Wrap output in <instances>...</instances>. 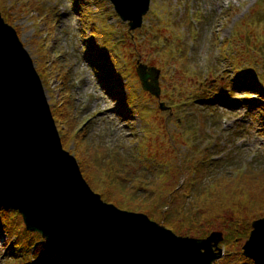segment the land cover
I'll use <instances>...</instances> for the list:
<instances>
[{
    "label": "rangeland",
    "instance_id": "obj_1",
    "mask_svg": "<svg viewBox=\"0 0 264 264\" xmlns=\"http://www.w3.org/2000/svg\"><path fill=\"white\" fill-rule=\"evenodd\" d=\"M31 2L42 6L40 13L26 0H0V12L26 47L62 147L90 189L138 213L146 209L141 199L159 195L157 212L174 210L166 228L195 238L220 232L223 255L213 264H240L250 222L264 217V205L252 193L242 197L228 177L244 176L247 189L264 195V118L242 101L264 100V0H150L133 31L109 0ZM74 3L81 5L75 10ZM90 48L104 52L101 64L88 60L95 57ZM137 64L158 71L159 98L141 89ZM100 76L114 82L113 94ZM243 78L262 93L234 87ZM113 170L115 187L107 194L101 177H113ZM135 187L131 197L127 188ZM146 213L162 223L160 213ZM20 215H0V264L27 257L10 248L12 234L26 231Z\"/></svg>",
    "mask_w": 264,
    "mask_h": 264
},
{
    "label": "water",
    "instance_id": "obj_2",
    "mask_svg": "<svg viewBox=\"0 0 264 264\" xmlns=\"http://www.w3.org/2000/svg\"><path fill=\"white\" fill-rule=\"evenodd\" d=\"M109 1L130 31L141 27L150 0ZM135 72L141 89L159 98L158 71L137 64ZM159 108L168 110L162 103ZM3 135L12 143L7 147L12 165L7 163L6 174L0 175L6 180L0 205L21 214L26 231L46 244L59 246L85 264H213L220 258V232L204 238L178 236L143 213L104 202L90 189L76 159L62 147L28 52L0 12V140ZM250 226L241 254L264 264V217ZM71 234L78 236L72 240ZM83 239L101 247L102 255L80 253L72 241Z\"/></svg>",
    "mask_w": 264,
    "mask_h": 264
},
{
    "label": "trees",
    "instance_id": "obj_3",
    "mask_svg": "<svg viewBox=\"0 0 264 264\" xmlns=\"http://www.w3.org/2000/svg\"><path fill=\"white\" fill-rule=\"evenodd\" d=\"M26 1H29V4L30 5L35 6L36 10L40 13V11L42 10V6H40L39 4H33V2H31V0H26ZM77 2H78V0H77ZM77 4L74 3V5H73V7H74L75 10H76V8L79 7V4L80 3H77ZM29 10H33V9L29 8ZM43 12H44V5H43ZM5 21H7V20L5 19ZM7 23H9V22L7 21ZM92 41H94V40H90V42H92ZM95 51H96L95 54H97V56L92 57V58L90 56V59H92V63L93 64L99 65L100 62H101V60H102V56H104V52L102 54V52L100 50H98V49L95 50ZM94 69H95V67H94ZM99 79H100V82L101 81H104L103 82V86L106 87L107 94H113L111 92V88H109V87H111L110 80H104L101 76H100ZM243 79L245 81H241V80L238 79L239 81H241V83H239L238 86H234V87H236L237 89H239L240 87H242V90L252 91V92H256L258 94L262 93V91L260 89V87H261L260 85L257 86V83H254L252 81H248L246 78H243ZM214 97L217 98L218 95L217 96H214ZM242 101L248 103V106H249L250 109H253L255 112H260V116H262L264 118V100L255 101L253 99H243ZM249 102H252V103H249ZM246 103H242V104L244 105ZM200 115L198 116V120H199ZM198 125L201 126V123H198ZM194 127H195V125H193V128ZM59 131H61V130H59ZM69 140H72V139H68V141ZM78 140L80 142L78 144H83V142H82L83 139L79 138ZM68 141L66 142V144L68 143ZM62 142H63V140H62ZM87 150L89 151V148H88V146H85V151H87ZM4 165H5V167L7 166V164H5V162H4V160H2V162H0V175H2V173H5L6 174V172L3 171V169L5 168ZM118 167L120 168V170H122V165H120V166L118 165ZM119 168L117 170H119ZM6 169H7V167L5 168V170ZM92 170H95V168L92 167ZM114 171H116V170H113L112 171L113 172V177L106 176V175L103 176V177L100 176L101 178H104L105 179V182H107V188L105 190V192L107 194H109V186L112 185V187H115L113 185V184H115V182L112 183V181H111L113 178H115ZM89 172H90V176L92 174H94L91 170H89ZM242 174H244V173H242ZM100 177H98V179ZM243 177L242 178H239V179L236 178V177L235 178L234 177L233 178L232 177L231 178L228 177V178H229V182H231V183L234 182L235 183V186L238 189H240L242 192H244V194L242 195V197L244 195H246L247 198H248L249 195H251V193H252L253 196H252L251 199L256 200L259 203H261V204L264 205V195L261 194L260 192L257 193V191H255L254 189H249V188L247 189L246 188L247 186H246V183H245V179H244V181H241L243 179ZM93 178H94V176H93ZM223 178H225V177H223ZM225 179H227V178H225ZM5 181H4V179L2 177H0V188H1L2 185H6V184H4ZM120 186L121 187H124L125 185L124 186L123 185H120ZM138 188H140V187H138ZM127 191H128L129 194H133L131 197H134V194L137 192V189H136V187H135V189L127 188ZM197 195H195L196 198H198ZM147 198L148 199H152V200H146ZM147 198L141 199V201L143 202L142 203V206L143 207H146V209H147V211H145L146 209H143V210H141V212L142 213H145V214H147L146 212H149L151 215H155V214L160 213L162 215V218H158V219H159V221L162 222L161 224H163L165 227L172 228L170 221H171V218H173L174 210H172L170 208L169 211L166 210L167 212L166 211H162V210L159 211V212H157V210H158L157 209V206L159 204L158 202H159L160 196L157 195V196H152V197H147ZM253 200H250V202L253 203ZM243 202H245V204H249L250 203L248 201H243ZM238 207H241V206H238ZM238 207H234V208H238ZM8 211L11 212V214H14L15 215V218H18L19 217L18 213L15 210H10L9 208H6L5 206L0 205V215H4V213L5 212H8ZM135 212H140V211H135ZM210 215H211V212L206 208L205 216H210ZM6 218H8V220H9V217L8 216ZM10 218L13 219L12 215H10ZM0 220H3V216L2 217L0 216ZM8 220L5 219V222L8 223L7 222ZM193 221H194V218L192 216L187 217V222L189 223L190 226H192L191 224L193 223ZM239 235H242V234L238 233V236L237 237H239ZM12 237H16V239H15V242L14 243L12 242L13 244H12V246L10 248H13L16 252L17 251H22V253L24 251L27 252L26 259H23V258H21L19 260L18 259H15L14 260V262H15L14 264H85V263H83V262H81V261H79V260H77L75 258L70 257V255L68 253L64 252L59 246L46 244L41 239V237L38 234H36V233H29L27 231H23V236H21V235L20 236H14L12 234ZM237 237H236V239H237ZM12 252L14 253V251H12ZM238 254L240 255L241 253H238ZM225 260L226 259H223L221 261H225ZM239 261L241 262L240 264H244V263L245 264H254L252 261L245 259L242 255H240Z\"/></svg>",
    "mask_w": 264,
    "mask_h": 264
},
{
    "label": "bare ground",
    "instance_id": "obj_4",
    "mask_svg": "<svg viewBox=\"0 0 264 264\" xmlns=\"http://www.w3.org/2000/svg\"><path fill=\"white\" fill-rule=\"evenodd\" d=\"M23 45V44H22ZM25 49H26V47L25 46H23ZM27 51V50H26ZM11 145H12V143L10 142V140L7 138V135H3L2 137H1V140H0V162H2V160H4L5 161V159H10L11 158V156L8 154L9 153V149H10V147H11ZM7 147H9V149L7 150ZM7 150V151H6ZM70 235V234H69ZM73 235L71 234V236H70V238L73 240V238H77V236H74V237H72ZM70 239V240H71ZM78 241H80L79 240V238H78ZM83 243H76L75 241H72V244H73V246H77V247H79V251H82V252H80V253H89V254H91V256L92 255H94V256H96V255H102V251H101V247L99 248L95 243H93V242H90V240L89 239H83ZM71 242V241H70ZM73 248V247H72ZM75 249H77L76 247H75ZM104 249V248H103ZM83 253V254H84ZM85 255V254H84ZM106 255H107V253H106ZM91 256H88V257H91ZM93 257V256H92ZM91 257V258H92ZM93 259V258H92ZM95 262L97 261V260H94ZM98 263H103V264H105L104 262H99V261H97Z\"/></svg>",
    "mask_w": 264,
    "mask_h": 264
}]
</instances>
